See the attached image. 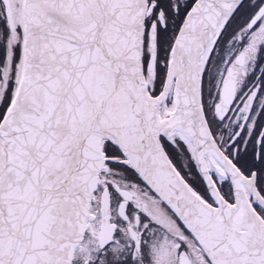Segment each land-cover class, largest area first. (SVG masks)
Wrapping results in <instances>:
<instances>
[{
	"label": "snow or ice",
	"instance_id": "snow-or-ice-1",
	"mask_svg": "<svg viewBox=\"0 0 264 264\" xmlns=\"http://www.w3.org/2000/svg\"><path fill=\"white\" fill-rule=\"evenodd\" d=\"M0 264H264V0H0Z\"/></svg>",
	"mask_w": 264,
	"mask_h": 264
}]
</instances>
